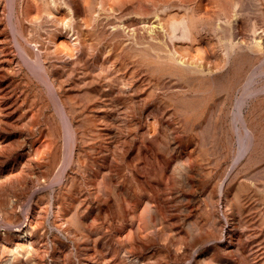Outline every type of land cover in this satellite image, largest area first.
Segmentation results:
<instances>
[{"label": "rangeland", "instance_id": "374dc122", "mask_svg": "<svg viewBox=\"0 0 264 264\" xmlns=\"http://www.w3.org/2000/svg\"><path fill=\"white\" fill-rule=\"evenodd\" d=\"M0 264H264V0H0Z\"/></svg>", "mask_w": 264, "mask_h": 264}, {"label": "bare ground", "instance_id": "6f19581e", "mask_svg": "<svg viewBox=\"0 0 264 264\" xmlns=\"http://www.w3.org/2000/svg\"><path fill=\"white\" fill-rule=\"evenodd\" d=\"M65 5H67L66 3H65ZM157 18V17H156ZM183 22H185L184 20H182ZM181 21V22H182ZM74 24V23H73ZM73 24H72V26H73ZM153 24H156L157 26H152V29H151V33L153 34H160V33H162L163 31L165 32V31H168V27L172 30V32H173V34H174V36H175V34H176V31L181 27V23L180 22H173L171 25H168L167 26V24H165L164 22H163V20L162 19H160L159 21L158 20H155V22L153 23ZM147 26V25H146ZM68 27V26H67ZM69 28V27H68ZM70 29V28H69ZM72 30V29H71ZM74 31V30H73ZM117 32V31H116ZM72 36V35H71ZM78 37V36H77ZM70 39V38H69ZM172 40H173V38H172ZM179 64L180 65H182V67H184V68H187V69H189V70H199V68L197 67V66H195V65H193V64H190V63H187L186 61H183V60H179ZM201 71V70H200ZM6 94V93H5ZM2 96V95H1ZM4 97H5V95H4ZM5 107V109L7 110V113L8 114H10L11 112H10V109H11V107H10V105H6V106H4ZM6 113V114H7ZM27 231H28V229H27ZM31 232H32V230H31ZM95 263V262H94Z\"/></svg>", "mask_w": 264, "mask_h": 264}]
</instances>
